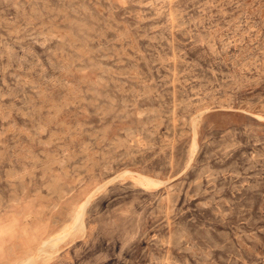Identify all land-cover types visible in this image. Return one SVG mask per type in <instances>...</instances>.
Wrapping results in <instances>:
<instances>
[{
	"label": "rangeland",
	"instance_id": "rangeland-1",
	"mask_svg": "<svg viewBox=\"0 0 264 264\" xmlns=\"http://www.w3.org/2000/svg\"><path fill=\"white\" fill-rule=\"evenodd\" d=\"M24 262L264 264V0H0V264Z\"/></svg>",
	"mask_w": 264,
	"mask_h": 264
},
{
	"label": "bare ground",
	"instance_id": "bare-ground-1",
	"mask_svg": "<svg viewBox=\"0 0 264 264\" xmlns=\"http://www.w3.org/2000/svg\"><path fill=\"white\" fill-rule=\"evenodd\" d=\"M139 182L143 185H146L147 187L151 186L153 187L154 185H158V181H155L153 179H146V178H142V177H138ZM80 215V212L77 213V217ZM68 233H64V235H59L55 238H51L48 242L47 245H51V246H56L61 240L62 238H64ZM23 264H30L29 262H24Z\"/></svg>",
	"mask_w": 264,
	"mask_h": 264
}]
</instances>
